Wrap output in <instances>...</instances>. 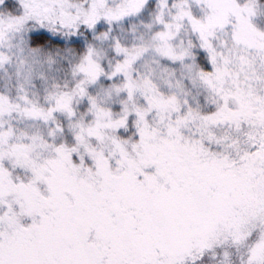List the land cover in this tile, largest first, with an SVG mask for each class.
<instances>
[{"label":"snow or ice","instance_id":"obj_1","mask_svg":"<svg viewBox=\"0 0 264 264\" xmlns=\"http://www.w3.org/2000/svg\"><path fill=\"white\" fill-rule=\"evenodd\" d=\"M0 264H264V0H0Z\"/></svg>","mask_w":264,"mask_h":264}]
</instances>
